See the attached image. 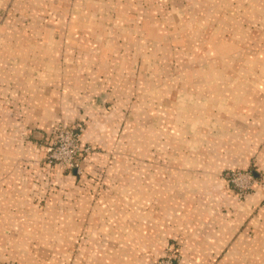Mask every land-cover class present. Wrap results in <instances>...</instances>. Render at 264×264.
Instances as JSON below:
<instances>
[{"label": "crops", "instance_id": "0c3cea01", "mask_svg": "<svg viewBox=\"0 0 264 264\" xmlns=\"http://www.w3.org/2000/svg\"><path fill=\"white\" fill-rule=\"evenodd\" d=\"M76 121L81 174L45 165ZM253 167L264 0H0V264H264Z\"/></svg>", "mask_w": 264, "mask_h": 264}, {"label": "built area", "instance_id": "2783aa9c", "mask_svg": "<svg viewBox=\"0 0 264 264\" xmlns=\"http://www.w3.org/2000/svg\"><path fill=\"white\" fill-rule=\"evenodd\" d=\"M82 128L60 127L54 137L47 143L46 163L49 167L60 170L79 171L80 157L87 154L90 148L80 143ZM231 182L237 187L240 196H244L255 184V177L251 172H235ZM151 264H180L175 245H167L162 257L152 261Z\"/></svg>", "mask_w": 264, "mask_h": 264}, {"label": "rangeland", "instance_id": "374dc122", "mask_svg": "<svg viewBox=\"0 0 264 264\" xmlns=\"http://www.w3.org/2000/svg\"><path fill=\"white\" fill-rule=\"evenodd\" d=\"M72 126H74V127H80V128H82V131H81V138H80V143H81V145H83L84 147L85 146H87V147H89L90 148V151L88 152V153H90V152H92V148H91V146H89V145H84L83 143H82V134H83V131H84V129H85V126L83 125V123H81L80 121H76V122H74V123H72V124H69V125H65V124H63V123H61V122H58L56 125H54L53 127H52V130H51V141H52V139H53V137H54V133L56 132V130L58 129V128H60V127H72ZM35 135H36V137H38V134L37 133H35ZM49 142V140L46 142V146H45V148L47 149V143ZM87 153V154H88ZM47 155V154H46ZM46 155H45V157H46ZM44 163H45V165L47 164L46 163V159L44 158ZM80 163H81V157H80ZM51 168H54V169H56V170H59V171H62V172H65V173H67V172H70V170H60V169H58V168H55V167H51ZM235 172H251L252 174H253V176L255 177V184L252 186V188L249 190V191H247V193L244 195V196H240L238 193H239V191L237 190V187L236 186H234V183H232L231 182V177H232V174L233 173H235ZM76 173H78V174H81V167L79 166V171L77 172L76 171ZM222 178L225 180V181H227V183H228V189L231 191V194H232V196L234 197V199H235V204H236V207L238 208V207H244V205L247 203V201H248V197L256 190V189H258V188H262V187H264V169H256V167L254 168H250V169H247V170H242V169H232V170H229V171H226L223 175H222ZM232 213H233V211H232ZM169 245H171V244H169ZM167 247V246H166ZM165 247V248H166ZM165 248L163 249V253H164V250H165ZM163 253H162V255H163ZM160 257H162V256H160ZM159 257V258H160ZM178 259H179V257H178ZM179 263H180V260H179ZM181 264V263H180Z\"/></svg>", "mask_w": 264, "mask_h": 264}]
</instances>
